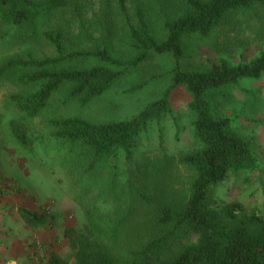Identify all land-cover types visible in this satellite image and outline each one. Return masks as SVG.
I'll list each match as a JSON object with an SVG mask.
<instances>
[{"label":"rangeland","instance_id":"374dc122","mask_svg":"<svg viewBox=\"0 0 264 264\" xmlns=\"http://www.w3.org/2000/svg\"><path fill=\"white\" fill-rule=\"evenodd\" d=\"M177 2L126 0V5L129 12L140 6L159 33L163 17L178 9ZM121 20L115 0H68L63 10L42 19L38 30H64L66 50L105 44L112 54L128 60L134 50ZM182 45L184 54L178 61L182 69H201L207 58L248 61L264 50V7L254 5L226 16L208 35L191 34ZM27 53L41 56L54 50L39 33L29 35L26 28L1 25L0 61ZM175 65L171 53H151L88 103L75 99L63 103L61 91L32 117L10 101L18 91L11 75H0V264H45L51 249L72 263L74 251L65 228H79L88 217L111 226L123 214L121 224L128 226L150 209V201L187 192L192 173L179 157L196 145V139L187 105L190 96L182 85L169 90V111L148 121L129 158H104L87 169L80 148L50 134L53 118L77 115L102 122L132 117L161 97ZM206 97L214 114L229 116L233 130L249 141L256 162L250 174H228L213 186L214 206L239 202L246 210L264 213V75L210 89ZM16 123H22L28 136L24 145L11 131ZM20 207L44 209L57 218L30 227L20 216Z\"/></svg>","mask_w":264,"mask_h":264},{"label":"trees","instance_id":"16d2710c","mask_svg":"<svg viewBox=\"0 0 264 264\" xmlns=\"http://www.w3.org/2000/svg\"><path fill=\"white\" fill-rule=\"evenodd\" d=\"M115 2L134 50L128 60L112 54L105 44L66 50L62 43L64 30L39 31V22L63 10L68 0H0V28L6 24L26 28L29 35L39 33L54 50L50 55L27 53L0 61V75H11L18 86L9 99L28 117L38 114L61 91L63 103L75 99L85 104L151 53H171L176 65L171 70L170 84L161 97L135 115L102 122L77 115L53 118L50 134L80 148L87 169L104 158H129L148 121L169 111V90L182 85L190 96L187 105L193 113L196 139V145L179 157L192 173L188 189L156 203L141 196L150 201V209L128 226L121 224L123 214L111 226L98 224L97 217H88L79 228H65L74 251L73 262L68 263L51 249L45 264H264V213L246 210L239 202L214 206L213 186L228 174H250L256 162L249 141L233 130L229 116L214 114L206 97L210 89L263 76L264 50L237 63L207 58V65L201 69H182L178 65L184 54V37L206 36L226 16L254 5L264 7V0H178V9L163 17L159 33L153 31L140 6L134 5L129 12L126 0ZM10 128L23 145L28 142L22 123L11 124ZM18 212L30 227L50 224L57 218V214L44 209L20 207Z\"/></svg>","mask_w":264,"mask_h":264}]
</instances>
